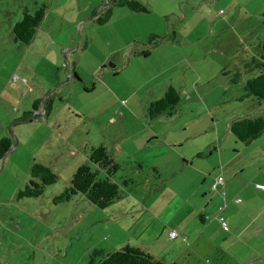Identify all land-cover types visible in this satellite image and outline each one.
Wrapping results in <instances>:
<instances>
[{
    "label": "rangeland",
    "instance_id": "obj_1",
    "mask_svg": "<svg viewBox=\"0 0 264 264\" xmlns=\"http://www.w3.org/2000/svg\"><path fill=\"white\" fill-rule=\"evenodd\" d=\"M148 1L153 6L148 9L155 13V8L165 4L168 9L172 7L183 15L182 10L193 5L173 3L174 0ZM206 1L198 14L195 11L188 15L187 27L175 25V31L182 28L183 33L190 31L186 35V44L199 41L196 46L199 52L192 47L184 50L191 49L196 54L207 52V57L197 59L194 65L205 80L201 91L207 101L201 102L200 97H192L193 91L186 84L197 83L195 74L184 72L178 66L167 74L161 71V77L153 79L157 73L154 67H159L156 62L160 64V60L155 55L148 59L143 55L132 58L134 52L141 50L140 43L147 44L150 40L151 37H146L145 33L158 32L160 28L138 19L156 17V14L133 12L137 16L131 20L125 17V8H115L109 21L97 24L108 8L106 0H0V137L10 130L9 137L14 145L3 162L0 161V199L11 200L14 192L23 187L28 181V167L33 162L44 164L56 175L55 182L45 189L41 197L23 199L24 202L19 204L12 197V205H18V208L8 209V213L26 219L20 218L16 223L5 222L14 228L15 235L7 234L2 241L0 262L87 264L88 249L105 248L104 241L137 246L145 253L148 250L155 252L159 242H154V239L161 229L167 223L166 230H171L170 226L176 228L182 220L186 211L182 198L191 188L193 179L184 168L177 176L160 178L153 183L154 174L147 158L143 160L142 170L133 168L136 166L129 162V158L134 160L129 155L130 151L142 145L146 136L150 135L148 139L154 137V131L159 133L158 145L162 144V149L171 147L172 141L179 142L186 137L189 139H184V147L174 143L177 152L184 154L188 151L186 154L189 155L192 154L190 145L206 147L213 142L211 150H219L211 155L214 164L222 156L223 162L233 161L231 165L235 172L247 167L242 179H252L256 175L260 179L264 177V132L254 141L240 143L228 131L232 119H254L264 113V101L243 98L244 83L256 72L252 70L250 73L249 66H243L245 58L237 52V45L231 39L235 29L229 25H212L214 34L205 47L207 20L216 17L217 10L227 15L230 4L228 0H219L218 4L213 0ZM233 3L235 10L240 6L250 12L264 6V0H233ZM40 5L45 13L31 42L15 43L11 27L25 9L33 13ZM174 16V13L166 15L171 19L163 25L169 35L174 31L171 25L178 20L173 19ZM256 20L250 21L248 62L252 56L257 59L254 50H257L262 34L261 17ZM230 24L233 27L242 25L236 18L231 19ZM135 36L139 39H134ZM126 58H129L127 67L124 66ZM146 80L150 82L146 84ZM169 86L179 91L176 90L180 100L175 112L148 120L144 109L150 98L158 99ZM217 96L230 103L214 105ZM238 96H242L240 102L236 100ZM37 100L41 103L35 106L38 110L34 113L31 105ZM45 101L50 105L49 116L43 112ZM115 101L118 105L114 106ZM27 112L36 116L28 122H19L18 118ZM51 124L61 125V139L56 136L57 128L53 130L55 134L49 136ZM85 145L87 148L102 145L120 165L113 178L116 183L131 180L130 184L119 187L123 196L114 201L110 209L100 210L88 204L80 194L67 202H53L54 195L68 187L69 179L78 166L86 165L94 171L86 157ZM145 152L148 155L153 151L146 149ZM173 153L171 149L155 168L164 174L170 171L175 157ZM165 164L170 166L165 167ZM101 174L99 176L103 179ZM144 198L153 204L152 210L147 209L131 227L124 221L127 218L131 220V216L139 212ZM113 207L130 209L125 217L120 218L117 212L110 211ZM1 213H7L6 209ZM235 236L238 240V235ZM259 238H264V232L259 234Z\"/></svg>",
    "mask_w": 264,
    "mask_h": 264
},
{
    "label": "crops",
    "instance_id": "obj_2",
    "mask_svg": "<svg viewBox=\"0 0 264 264\" xmlns=\"http://www.w3.org/2000/svg\"><path fill=\"white\" fill-rule=\"evenodd\" d=\"M213 1H216V4L219 3V0ZM228 1H230V4H228L227 15L220 13L221 10H217L218 15L207 20L208 36L206 37L205 47L208 45L209 40L214 34L212 25L220 24L221 26H231L235 29V33L234 35H231V39L237 45V52H239L241 56L245 58V64L243 66L246 68L247 65L251 64V61L255 58L252 56L250 58V62H248L247 60V55H249L248 44L250 40V21L252 19L256 20L258 17H260L261 13L264 11V6L260 7L254 12L242 9L240 6H238L237 10H235L233 7V0ZM150 2L151 1L148 0H138L139 4H141L143 7L145 6V14H149L150 16L152 14H156V17L151 16L150 18H139L138 20L147 23L151 22L152 27H160L158 32L149 31L145 33L147 34L145 35L146 37L151 36L160 39L154 41V43L152 44L149 41L147 42V44L140 43L141 50L137 53L134 52V54H132V58L141 57L140 55H143V58L148 59L149 56L155 55L157 59L160 60V64L156 62L159 67H154V70L157 71V73L155 77H153V79L161 77L159 76V73L161 71H164V74H167L170 70L177 68L178 66L184 72L188 71L191 72V74H195L196 76H198L197 83L195 84L185 82L186 84H188L187 88L192 89V97H200L201 102L207 101V99L205 98V93L201 91V87L205 80H202L204 78L195 70L194 67L196 63L195 61H197V59H205L207 57V52H200L199 54H196L191 49L184 50V48L186 47H192V49L194 48L199 52V49L196 48V46H198L199 44V41L193 40L190 41L189 44H186V35L190 31L187 33H183V28L182 30L180 29V31H175L176 24L180 27H187L188 15L193 14L195 11L198 14V12L203 7L202 5H204V3H206L207 1L200 0L197 3L191 2V0H174L173 3H182V5L193 4L191 7H187L186 9L182 10L183 15L177 11H174L172 7L171 9H168L167 5L165 4L159 5L158 8H155V13L151 9H148V7L153 8L152 3ZM215 7H217V5ZM115 8L118 9L121 7L112 6L111 15H113ZM216 9H218V7ZM126 10V13H124L125 17H128L131 20L136 19L135 16L137 15H133V12L129 11L128 9ZM170 13L176 14L173 19H178L177 22L171 25L172 30H174L171 33V38L168 37L169 33H166V29L163 28V25L166 23V21L168 22L171 19L166 18V15ZM233 18H236L239 23H242V25L233 27V24H230V20ZM167 26H169V24H167ZM193 27L195 26L193 25ZM260 36H262V34ZM202 37L204 38V34H202ZM134 39L137 40L139 38L135 36ZM257 47L258 45L256 46V49ZM254 51L257 53L258 50ZM229 59L231 60L232 58ZM127 61H129V58H126L124 61L125 67H127ZM143 69H145V66H143ZM102 80L106 85L107 82L104 81L103 78ZM149 80H146L145 83L148 84V82H150ZM99 83L103 84L102 82ZM106 92H109L108 89L106 90ZM129 97L130 95L127 98ZM241 99L242 96H238L236 98V100H239V102L241 101ZM152 100L153 99L150 98L148 104L151 103ZM219 102L224 105H228L230 103V101H222L220 97L217 96L213 101V104L217 105L219 104ZM115 105H118L117 101L114 102V106ZM33 116H36V114L32 115V117ZM46 116L49 115L47 114ZM50 127L52 129V132L49 133V136L52 137V135L55 134L53 130L57 128L58 133L56 134V136L57 138L61 139L63 136V133L60 131L61 125L51 124ZM174 131L176 130H172L171 132ZM148 133L150 134V132ZM153 133L155 134L154 137L148 139L150 135L146 136V141L142 145H137L134 151H130L129 155H132V158H134V160L131 161L129 158V162L133 166H136L133 168L136 171L142 170L144 167L143 160L147 158V161L149 163L148 165L152 168L153 174L155 175H153L152 177L153 183H156L160 178L169 179L175 175L177 176L184 168L188 170L193 180L190 181L191 188L188 190V193L182 198V202L184 203L183 206H186V211L182 216V220L178 222L176 228L170 226L171 230L165 229L168 226L167 223L161 229L158 237L154 239V242H159V247L156 248L155 252L148 250L147 253L153 256L154 259L158 260V262H160L161 264H264V238H259V234L261 232H264V191L254 188L256 184H264V177L260 179L256 175L252 179H242L241 177L247 167L242 168L241 172H235L233 170L235 169V167H232L231 165L233 161L230 162L231 160H229L227 162H223L224 158L222 156H219L218 161L216 160L214 164V158L211 155L215 152H219V150L218 148H215L214 152L211 150L213 142L210 144L211 146L206 145V147L202 145H190L189 148L190 151H192V154L188 155L186 154L188 153V151L184 154L181 152H177L175 148L176 143H174L177 141H172L171 147L164 146L165 149H162L163 145H158L159 143L157 137L159 133L156 131H154ZM184 139L189 138L184 137L182 141L180 140L179 142H177L178 147H184ZM151 141L153 142L152 145L150 144ZM84 148H86V145L84 146ZM146 149L152 150L153 152H148L147 155V152H145ZM171 149L172 151H174L173 155H175V157H173V167L170 168V171H166V173L164 174V171L157 170L155 168V165L160 159H163L165 155H167V153L171 151ZM9 153L10 151L6 156H8ZM166 157L167 159L171 160L169 156ZM167 166L170 165L165 164V167ZM218 175H221V177L223 178L224 185H218L214 190H211L210 185L213 183L214 178ZM111 181L117 182L113 180V178ZM160 183H158V186ZM17 191L14 192L12 196L13 198H15V193ZM12 197L11 200L0 199V247L3 243L2 241L7 237V234L8 236L15 235V233L13 232L14 228H11V226L6 224L5 222L9 220L12 223H16L18 222V219L24 218L8 213V209L18 208V205H16L15 207L12 205ZM236 200H239V203H236ZM14 201L17 204L24 202V200H17L16 198ZM140 203L141 209L139 210V212L132 215L131 220L127 218L124 221L125 223H129L131 227L133 226V223L138 220V217L141 214L147 212V209L152 210L151 207L153 204L148 203L145 198ZM127 205L128 204H125V206ZM112 206H110L108 209H110ZM218 207H220L221 210L218 209ZM2 209H6L7 213H1ZM129 209L130 208L127 207L121 209H115V207H113V210L110 211L113 213L117 212L121 218L127 215V210ZM109 216L110 215H107L108 218L112 217V215L110 217ZM217 217L223 218L228 227L227 232L222 231L218 221L216 220ZM29 219H31V217H29ZM161 221L163 220L161 219ZM171 231H174L176 233L175 238L169 237V233ZM235 235H238V240ZM124 244H122V242L104 241L105 248L100 249L105 252H111L115 251L118 247ZM97 245L99 246L98 243ZM92 248L93 247H90L88 249V253ZM0 264L6 263L0 262Z\"/></svg>",
    "mask_w": 264,
    "mask_h": 264
},
{
    "label": "trees",
    "instance_id": "obj_3",
    "mask_svg": "<svg viewBox=\"0 0 264 264\" xmlns=\"http://www.w3.org/2000/svg\"><path fill=\"white\" fill-rule=\"evenodd\" d=\"M108 8H106L105 14L101 19L97 20V24H103L107 22L111 15V7H122L129 11L137 13H145L146 9L137 2V0H106ZM44 7H40L33 13H29L28 10H24L21 13L20 18L15 21L13 27H11V34L15 43L26 44L31 42L36 28L40 25L43 13H45ZM260 25L262 28L261 40L257 47L258 59H253L249 66L250 72L255 70V74L245 81L243 91L245 95L243 98H254L256 101H264V11L260 15ZM172 34L168 37L171 38ZM151 37V36H150ZM160 38L151 37L149 42L152 44V40H158ZM156 44V43H155ZM252 73V72H251ZM76 78L75 73L71 74ZM178 92L169 87L163 92V95L157 100L148 104L145 109V117L148 120H152L157 116L163 114L170 116L175 112V109L179 102ZM40 101L37 100L31 105L32 112L36 111L37 104ZM41 103V102H40ZM43 103L44 115H47L50 110V105ZM31 113H24L18 118V121H30L32 118ZM35 117V116H33ZM228 131L237 139L240 143H248L256 140L264 132V113L256 118H234L228 125ZM10 130H6L0 137V161L5 153L11 147V139L9 137ZM86 157L89 164L94 167V171L86 165H80L74 171L71 179H69L68 187L64 188L63 192L54 195L53 202L62 203L71 200L74 195L80 194L84 200L100 210H106L113 205L114 201H118L123 192L119 187L130 184L131 180L125 179L121 184L112 182L115 173L119 170L120 165L114 161V159L107 153V150L102 145H92L86 147ZM99 173L104 175L103 179L99 176ZM101 174V175H102ZM28 181L15 193L17 200H28L41 197L45 189L55 182L56 175L52 170L42 165L40 162H33L28 168ZM122 185V186H121ZM87 264H161L158 260L154 259L148 253H145L138 247H129L128 244L122 245L115 251L105 252L102 249H91L87 255Z\"/></svg>",
    "mask_w": 264,
    "mask_h": 264
},
{
    "label": "built area",
    "instance_id": "obj_4",
    "mask_svg": "<svg viewBox=\"0 0 264 264\" xmlns=\"http://www.w3.org/2000/svg\"><path fill=\"white\" fill-rule=\"evenodd\" d=\"M218 185H221V186L224 185V180H223V178L221 177V175H218V176H216V177L214 178L213 183L210 185L211 190H214ZM254 188L257 189V190L264 191V184H256V185L254 186ZM235 202H236V203H239V200H236ZM218 209L221 210L220 207H218ZM216 220L218 221V223H219V225H220L222 231H223V232H227L228 227H227L226 223L224 222L223 218L217 217ZM169 237H170V238H173V237L175 238V237H176V233H175L174 231H171V232L169 233Z\"/></svg>",
    "mask_w": 264,
    "mask_h": 264
},
{
    "label": "water",
    "instance_id": "obj_5",
    "mask_svg": "<svg viewBox=\"0 0 264 264\" xmlns=\"http://www.w3.org/2000/svg\"><path fill=\"white\" fill-rule=\"evenodd\" d=\"M42 112V111H41ZM12 141V140H11ZM14 147L13 143H11V147H9L8 151L5 153V155L3 156L1 162H3V159L5 158V156L7 155V153L12 150V148Z\"/></svg>",
    "mask_w": 264,
    "mask_h": 264
}]
</instances>
